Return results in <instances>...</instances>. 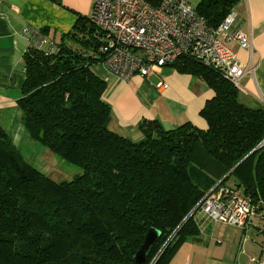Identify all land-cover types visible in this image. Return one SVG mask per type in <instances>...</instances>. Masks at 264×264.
<instances>
[{
    "label": "trees",
    "instance_id": "1",
    "mask_svg": "<svg viewBox=\"0 0 264 264\" xmlns=\"http://www.w3.org/2000/svg\"><path fill=\"white\" fill-rule=\"evenodd\" d=\"M144 1L157 8L164 0ZM242 1L201 0L194 9L217 30ZM103 36L82 19L59 38L57 53L28 51L24 58L22 126L81 171L50 180L28 164L0 123V264H135L150 229L161 237L145 264L173 237L153 263L170 264L197 238L192 213L218 185L240 191L264 219V148L255 151L264 142V107L242 102L222 74L181 59L171 68L214 93L201 111L208 128L187 123L166 130L145 121L140 140L125 138L110 130L107 85L91 68L102 64Z\"/></svg>",
    "mask_w": 264,
    "mask_h": 264
},
{
    "label": "crops",
    "instance_id": "2",
    "mask_svg": "<svg viewBox=\"0 0 264 264\" xmlns=\"http://www.w3.org/2000/svg\"><path fill=\"white\" fill-rule=\"evenodd\" d=\"M95 0H0V123L29 165L58 183L75 175L70 165L33 141L21 124L18 101L26 81L24 58L29 40L26 27L39 29L58 47L82 19L88 20ZM192 8L201 0H186ZM231 33L243 32L253 45L254 75L245 77L241 100L246 105L264 107V0H243L234 10ZM231 47L246 66L250 55L238 43ZM93 72L107 85L105 102L114 121L110 130L133 141L141 139L139 126L157 121L166 130L190 123L206 130L201 117L206 103L214 97L208 85L191 75L179 74L166 66L148 79L134 76L124 82L109 73L102 64ZM166 88H158L159 83ZM197 238L184 243L170 264H264V219L251 218L245 229L210 223L202 215L195 218ZM229 235V236H228ZM231 235V236H230Z\"/></svg>",
    "mask_w": 264,
    "mask_h": 264
},
{
    "label": "built area",
    "instance_id": "3",
    "mask_svg": "<svg viewBox=\"0 0 264 264\" xmlns=\"http://www.w3.org/2000/svg\"><path fill=\"white\" fill-rule=\"evenodd\" d=\"M235 17L233 11L213 30L186 0H164L157 8L144 0H95L89 22L104 35L102 65L121 81L128 82L134 76L148 79L157 70L187 59L222 74L239 92H244L241 82L255 70L253 45L243 32L231 33ZM23 33L29 40L28 51L57 53L58 47L44 31L26 27ZM233 42L249 53V66L237 59ZM166 87L163 82L158 84V88ZM262 148L264 142L255 151ZM192 214L195 218L202 215L210 223L242 229L252 217H261L240 191L219 185L205 195Z\"/></svg>",
    "mask_w": 264,
    "mask_h": 264
},
{
    "label": "water",
    "instance_id": "4",
    "mask_svg": "<svg viewBox=\"0 0 264 264\" xmlns=\"http://www.w3.org/2000/svg\"><path fill=\"white\" fill-rule=\"evenodd\" d=\"M253 154V153H252ZM251 156V155H250ZM161 237V232L155 229H150L145 235L144 241L140 246L135 256V264H145L152 248Z\"/></svg>",
    "mask_w": 264,
    "mask_h": 264
},
{
    "label": "rangeland",
    "instance_id": "5",
    "mask_svg": "<svg viewBox=\"0 0 264 264\" xmlns=\"http://www.w3.org/2000/svg\"><path fill=\"white\" fill-rule=\"evenodd\" d=\"M69 44V43H68ZM69 45H72V43H70ZM73 46L76 48V49H80L81 48V45L80 44H75V43H73ZM21 153V152H20ZM68 165V164H67ZM73 168V172H76V173H79L81 170L79 169V168H77V167H72ZM75 173V174H76ZM232 183V181L229 183V184H231ZM229 236V235H228ZM231 236V235H230Z\"/></svg>",
    "mask_w": 264,
    "mask_h": 264
}]
</instances>
